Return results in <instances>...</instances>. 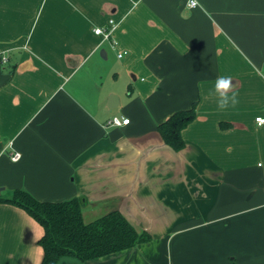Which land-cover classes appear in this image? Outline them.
<instances>
[{
    "label": "crops",
    "instance_id": "0c3cea01",
    "mask_svg": "<svg viewBox=\"0 0 264 264\" xmlns=\"http://www.w3.org/2000/svg\"><path fill=\"white\" fill-rule=\"evenodd\" d=\"M198 2L0 0V197L85 198L87 223L117 210L151 238L58 264H264V0ZM193 106L176 151L159 126ZM43 235L0 203V264H41Z\"/></svg>",
    "mask_w": 264,
    "mask_h": 264
},
{
    "label": "trees",
    "instance_id": "16d2710c",
    "mask_svg": "<svg viewBox=\"0 0 264 264\" xmlns=\"http://www.w3.org/2000/svg\"><path fill=\"white\" fill-rule=\"evenodd\" d=\"M196 106L172 115L159 126L164 142L176 151L185 147L183 130L196 119ZM25 210L44 229L39 244L44 250L41 264H58L64 257L90 261L109 257L138 244L150 241L147 233H138L135 226L120 212L111 211L87 223L83 209L85 198L61 203L40 202L22 190L12 192L9 198L0 197Z\"/></svg>",
    "mask_w": 264,
    "mask_h": 264
},
{
    "label": "built area",
    "instance_id": "2783aa9c",
    "mask_svg": "<svg viewBox=\"0 0 264 264\" xmlns=\"http://www.w3.org/2000/svg\"><path fill=\"white\" fill-rule=\"evenodd\" d=\"M186 5L190 9H196L199 7V2L198 0H186ZM115 28V23L111 21V26L109 29L104 30L103 28H98L95 30V33L97 35H103L106 39H111L113 30ZM127 55V52H124L123 54H120L118 57L122 58ZM130 123L129 119H125L122 117H113L110 120L107 121L106 126L111 128V127H122V126H127ZM256 123L258 126H263L264 125V117L260 116L256 119ZM21 159V154L18 152H15L12 154V160L17 162Z\"/></svg>",
    "mask_w": 264,
    "mask_h": 264
},
{
    "label": "clouds",
    "instance_id": "9594fccd",
    "mask_svg": "<svg viewBox=\"0 0 264 264\" xmlns=\"http://www.w3.org/2000/svg\"><path fill=\"white\" fill-rule=\"evenodd\" d=\"M210 95L216 98V104L219 110H225L238 103V95L232 91L231 77H218Z\"/></svg>",
    "mask_w": 264,
    "mask_h": 264
},
{
    "label": "rangeland",
    "instance_id": "374dc122",
    "mask_svg": "<svg viewBox=\"0 0 264 264\" xmlns=\"http://www.w3.org/2000/svg\"><path fill=\"white\" fill-rule=\"evenodd\" d=\"M2 195H3V197H11L12 196V194H8V193H6V192H2Z\"/></svg>",
    "mask_w": 264,
    "mask_h": 264
},
{
    "label": "water",
    "instance_id": "95a60500",
    "mask_svg": "<svg viewBox=\"0 0 264 264\" xmlns=\"http://www.w3.org/2000/svg\"><path fill=\"white\" fill-rule=\"evenodd\" d=\"M113 107H111V109H112ZM0 194H1V190H0Z\"/></svg>",
    "mask_w": 264,
    "mask_h": 264
}]
</instances>
